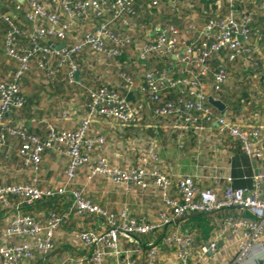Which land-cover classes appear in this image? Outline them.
Instances as JSON below:
<instances>
[{
    "label": "crops",
    "instance_id": "obj_1",
    "mask_svg": "<svg viewBox=\"0 0 264 264\" xmlns=\"http://www.w3.org/2000/svg\"><path fill=\"white\" fill-rule=\"evenodd\" d=\"M4 1L6 4H11L10 14L22 12L20 15H23V9L28 6L25 0ZM141 1L145 6L135 17L128 16L130 25L123 28L128 31L132 40L124 56L130 73L127 76L129 80L123 81L118 70L112 71L108 67L106 69L104 64H100L101 71L98 69L97 73L89 76V80L86 78L83 80L85 75L80 71L75 74V82L85 81L90 86L103 84L116 90L127 99L136 115L134 125L129 127L97 118L92 123L91 135L101 134L105 138V143L96 146L91 153L92 158L95 161L104 159L109 166L123 171L144 167L149 170L158 169L174 180L183 176H192L200 189H214L220 194L227 186L228 179L232 180L231 184L235 188L247 190H253L256 182L259 181L262 184L261 197L264 200V158H251L239 143L234 144L233 140L227 141V135L220 133L214 124L207 121H201L199 129H181L180 122L175 116L158 115L155 106L143 92L145 77L153 71L160 74L167 73L173 77L180 76L172 56L164 62V65L153 58V54L148 59H141L144 46L151 38L150 32L156 28L169 27L168 23H176L185 40L188 43L195 42L197 35L191 34L189 26L204 27L210 19L225 14L232 0H160L159 7H152L144 0ZM234 1L237 3L240 18L247 14H251L253 18V41L258 51L250 58H240L235 62L224 61L223 65L229 72L227 86L218 98L213 97L210 83L205 85V92L208 94V101L213 97L225 106L223 111L213 107L218 111V115H225L230 122L242 127L264 126V9L262 8L264 0ZM39 2L48 7V10L62 15L64 21L69 20L60 2L54 5L47 0H38ZM20 18L22 24H30L24 16ZM97 23L95 13H91L88 19L74 21L67 42H77L87 33L94 31ZM116 27L118 28L119 25ZM6 34L7 26L5 23H0L1 81L11 80L19 68V64L8 59L6 54ZM52 44L62 45V42L54 39ZM19 45L22 48L26 46V40H20ZM103 57L102 59L106 61L107 58ZM89 58L91 57L86 54L85 61L80 63L81 68L91 62ZM22 89L27 106L5 116L7 127L12 122L15 128L27 127L32 134L46 140L48 125L51 124L59 130L74 131L79 128L81 120L89 115L88 100L67 98L65 91L46 89L42 83H39V79L33 81L31 75L25 80ZM3 146V150L0 148V186L25 184L51 190L61 186L69 191L68 194L72 198L70 206L74 209L71 192L80 194L85 200L116 216L127 212L132 218L155 224H162L164 216L170 218L168 224L153 234L137 236L138 243H129L127 239H120V248L139 250L132 255V264H147L148 243H161L164 238L182 229L183 224L180 223L182 220L173 217L160 189L150 180L145 188L133 183L116 184L104 175L89 180V173L85 168L78 171L74 181L68 182L65 171L69 162L57 150L53 148L45 150L41 168L36 171L32 164L20 156L19 139L13 137ZM154 157L157 159L155 160ZM171 195L180 200L175 186L171 188ZM19 202L18 199L13 201L11 207L16 205L18 207L13 208H19ZM230 212H227L223 219L228 221L237 218L236 212ZM47 213L45 210L27 212H14L13 209L8 212L0 210V246L21 242L16 237L4 238L9 222L16 215L27 214L34 219H44ZM69 225L72 229H69ZM80 229L102 232L103 220L99 222L95 216L79 218L75 215L69 224H65L56 233V250L47 256L36 250L32 259L23 264H79L84 250L75 232ZM212 240L218 242L220 256L205 262L208 255L204 253V247ZM194 243V259H200L198 264H233L235 261L238 242L231 237L230 228L225 224L218 226V229L207 239H199L197 236L194 238ZM177 251L178 246L172 244L161 253L158 264H178ZM258 260L257 256H252L248 264H257ZM106 264L118 263L115 258L108 256ZM119 264H124L123 260Z\"/></svg>",
    "mask_w": 264,
    "mask_h": 264
},
{
    "label": "built area",
    "instance_id": "obj_2",
    "mask_svg": "<svg viewBox=\"0 0 264 264\" xmlns=\"http://www.w3.org/2000/svg\"><path fill=\"white\" fill-rule=\"evenodd\" d=\"M32 7V13L26 16L30 23L38 18L46 21L36 27L32 35L34 46L32 50H25L18 46V36L21 34L12 17L6 15L3 19L8 23L9 31L6 35V54L14 59L19 68L12 81L0 80V143L4 138L3 129L7 128L5 116L21 108L25 99L21 93V82L28 69L30 58L35 53L57 55L61 57L59 64L67 63L71 69L69 77L75 80L79 72L74 56L89 48L106 53L110 57H118L123 49L128 48L132 40L123 28L130 25L128 15H133L134 0H51L60 2L67 12L69 20L62 21L57 13L47 11L38 5L35 0H25ZM152 7H159L160 0H144ZM264 9V7H262ZM91 13L105 17L93 32L84 35L77 43H67L75 19H88ZM115 23H121L122 31L114 28ZM253 18L247 14L238 19V12L231 11L227 17L216 22H210L202 30L190 25L195 30L196 41L187 42L175 26L156 28L150 32L151 38L145 44L140 57L148 59L151 54H167L174 57L180 71L179 77L167 73H149L145 77L143 92L151 95V104L160 103L163 95L174 94L178 99L164 104L155 105V112L161 116H175L180 122L181 129H199L201 121H207L216 126L220 133H228L237 140L244 152L254 159L264 158V126L254 125L242 127L228 120L225 115L216 114L208 106V94L205 85L211 75V56L215 53H224V61L235 62L240 58H250L257 53V46L253 39ZM149 35V36H150ZM55 38L62 42L60 45L46 46L39 40ZM43 64V62H41ZM211 78V90L219 91L228 80V69L219 67ZM129 80V79H127ZM91 102L88 117L81 120L77 130H59L48 125V137L40 140L27 136L22 128L9 129L12 134H18L25 143L21 154L27 158L36 171L41 168L43 154L47 149H55L61 156L67 158L69 164L65 171L68 182L74 181L78 171L87 168L88 179L104 175L116 184H136L141 188L148 185V180L160 189L167 208L173 213L176 220L184 219L190 213L211 214L225 208H236L249 213L253 218H232L225 224L230 228V234L238 242V249L233 264H248L252 256L259 259L257 264H264V200L262 199V184L257 181L253 190L235 188L228 179V184L222 194L214 189H200L192 176H183L172 179L158 169L144 167L132 171H123L111 167L101 159L95 161L91 153L98 145L105 143L101 134L91 135L92 123L101 118L116 122L122 127L133 126L136 115L133 108L116 90L107 87L90 89ZM6 126V127H5ZM155 160L157 157H154ZM176 187L180 200L172 197L171 188ZM69 191L63 187L55 190L39 188L36 185L16 184L0 186V202L11 207L7 196L17 195L22 202L32 204L36 201L63 196ZM74 198L76 216L84 214L98 216L103 220L102 232H75L82 243L84 255L79 264H106L108 256L115 258L119 264H132V255L139 250H125L120 248V239H127L129 243H138L137 236H149L170 222L164 216L162 224H155L132 218L127 212L119 216L96 206L85 200L80 194L71 192ZM17 211L19 208H16ZM68 219V216H66ZM65 216L51 215L46 223L36 221L31 216L16 215L7 227L4 238H19L21 242L9 246H0V264H23L32 259L37 250L47 256L57 248L56 233L66 222ZM142 244V242H139ZM178 246L176 260L178 264H198L194 259V239L174 232L164 238L161 243L149 242L147 264H158L161 253L171 247ZM204 253L211 258L220 256V248L216 240L207 242ZM259 254H262L259 256Z\"/></svg>",
    "mask_w": 264,
    "mask_h": 264
},
{
    "label": "trees",
    "instance_id": "obj_3",
    "mask_svg": "<svg viewBox=\"0 0 264 264\" xmlns=\"http://www.w3.org/2000/svg\"><path fill=\"white\" fill-rule=\"evenodd\" d=\"M35 1L37 2L38 5L42 6L47 11H49V12L51 11L52 13L54 12L52 10H48L49 8L46 7L44 4H42L40 2L38 3V0H35ZM47 1L51 5H54V2H52L51 0H47ZM144 6H145V4L141 0H134L133 1V9H134L135 13L133 15H128V16L135 17L137 15V12H140V9H142ZM262 7H264V1L262 3ZM10 8H11L10 3L6 4L5 1L3 2V0H0V23H5V25L7 26V33H8L10 28L8 26V23L3 19V17L6 15L11 16L13 21L15 22V24L18 26L19 30L21 31V34L17 38L18 46L22 48V46L19 45V41L20 40H23V41L26 40L27 45L26 46L24 45L23 48L25 50H32L33 46H34V42L32 41V35L34 34L36 27L42 23L46 24V21L43 18H38L37 21L32 22V23L29 22L30 24L24 25V24H22L20 16H24L26 18L27 15L32 13L31 12L32 7L28 4V6H26L23 9V15H20V14H22V12H18V14H10ZM227 9L228 10L226 11L225 14L219 15L218 17H216L214 19H210L207 22V24H209L210 22L219 21L222 18L227 17L231 11H236V12L239 11L238 7H237V3L234 0H232V2H230ZM54 13H56V12H54ZM57 14L59 15L60 19L63 21L64 20L63 16L60 15L59 13H57ZM128 16H126L127 19H128ZM97 19H98V23H100L102 20L105 19V17L97 16ZM238 19H240L239 16H238ZM76 20H80V19H75L73 21H76ZM98 23H97V25H98ZM179 24H181V23H179ZM207 24H205V26ZM97 25H96V27H97ZM117 25H119L118 28L116 27ZM168 26H175L178 29L176 23H168ZM115 27L117 30L122 31L121 23H115L114 28ZM204 27L198 28V29L202 30ZM32 30H33V33L30 34V32H32ZM126 32L128 34V31H126ZM194 33H195V30H191V34L194 35ZM70 36H71V32L69 34V38H70ZM54 39L55 38L48 37V38H42L39 41L41 43L45 44L46 46H48L49 44L53 43ZM77 42H75V43H77ZM67 43L69 45L75 44V43H72V41L67 42ZM126 49L127 48L122 50L121 55L113 58V57L108 56L106 53L98 52V51L87 48V49L83 50L79 55H75L73 58H74V61L76 62V64L78 65L79 71L85 75L83 80H85V78L89 80V76H92L95 73H97L98 69L101 71L102 67H100V64H102L101 63L102 61H105L102 59V58H104L103 56H105L107 58L105 63H108L107 64L108 66L105 65L106 69H107V67H110L109 69H111L112 71L118 70V73H119L121 79L123 81H127V76L130 73H129V69L127 68V66L125 64V59H124V56H125L126 51H127ZM86 54L91 57V58H89L91 60V62L86 64L84 66V68H81L80 63L85 61L84 58L86 57ZM224 56H225L224 53H221V54L215 53L211 56V60H210V65L212 68L211 69V75H213L219 67L223 66ZM152 57L157 59L158 61H161L160 62L161 65H164V62L169 60L170 56L167 54H160V55L159 54H153ZM8 59L15 61L14 59H12L9 56H8ZM60 60H61L60 56L44 55L42 53H35L30 58L28 69L25 72V74L22 78V82H21V93L25 99V104L21 108L14 109V111L17 112L19 110H22L23 108L25 109V107L27 106V100L23 94L22 88H23V84H24L25 80H27V78L30 77V75H31V78L33 81L39 79V83H42V85L46 89L50 88V89L57 90L59 92L65 91L64 93L67 95V98L76 99V98H79L80 96L84 97L85 101L88 100L87 101L88 106L91 102V97H90V93H89L90 89H98V88H103V87H107V88L111 89V87L103 85V84L99 85V86H90V85L84 84V83H86L85 81L75 82L74 80H71L69 77V73L71 71L69 65L67 63H64L63 66H61L59 64ZM41 62H43V64H41ZM154 69H155V67H154ZM153 72L156 73L155 71H153ZM15 73L13 75V78L15 76ZM211 75H210V78H209L210 80H209L208 84L211 83V78L213 77ZM13 78L9 81H12ZM228 80H229V72H228ZM228 80H227V82H228ZM9 81H7V82H9ZM227 82L221 87V89L219 91L211 90L213 97L218 98L220 96V93H222L223 89L227 86ZM145 86L146 85H144V88H145ZM144 94L147 95L149 100L151 101V95L147 94L146 92H144ZM176 99H178V97H176V95L168 93V94L163 95L162 101L160 103H153V105L155 106L158 104H164V103H167L169 101H175ZM126 101H127V99H126ZM208 106L216 114L218 113V111L213 107L212 104L209 103V101H208ZM12 125H13V123L11 122L9 127L3 129L4 138L1 140L0 148H1V150H3V147H4L3 145H5L7 143V141L10 140L11 138L16 137L20 141L19 154L23 159H25V161H27V158L21 154L22 146L26 140L23 139L20 135L12 134L9 131V129H12V130L17 129ZM22 130L24 132H26L27 136H33V137L39 138L38 136H35L34 134H32L31 131L29 129H27V127L22 128ZM225 135H227L226 136L227 141L233 140L234 144L239 143L237 140L232 138L228 133H225ZM39 139L42 140L41 138H39ZM10 186H12V185H10ZM7 199L11 203H13V201H15L17 199L19 201H21L20 197H18L17 195H12V194L8 195ZM71 200H72L71 196L69 194H66L63 196H56L53 198L42 199V200L36 201L32 204H27L26 202H22L21 204H19L20 207H19L18 212L19 211L27 212L29 210H34V211L45 210L48 212L47 215L45 216V218L44 219L43 218L36 219V221L41 222V223H46V221L45 222H42V221L47 220L51 215L65 216V218H66V216H68V219L66 218V222L64 223V225H65V224H69L71 222V219L75 216V213H76V209H74L72 206H70ZM15 206H12L11 208L6 207L2 202H0V210L1 211H5V212L7 211L8 212V210L13 209L15 212V211H17L15 208H13ZM16 207H18V206H16ZM230 211H232L234 213L236 212L237 218L252 219V216H250L249 213L242 212L236 208H225L223 210H220L218 212H214L211 214L190 213L184 219H182V221L180 222L183 224V226H181L182 229L179 231V233L184 235V236H189L193 239L196 238L197 236L199 239H207L212 235L213 231L218 229V226L220 227L221 225L226 224L227 219H223V218L226 216V213L230 212ZM24 215L28 216L27 214H24ZM85 216H87V217L95 216L97 219L99 218L96 215H90V214H84L83 217L85 218ZM69 229H72V227H70V225H69ZM76 232H90V231L87 229H80V230H77Z\"/></svg>",
    "mask_w": 264,
    "mask_h": 264
},
{
    "label": "water",
    "instance_id": "obj_4",
    "mask_svg": "<svg viewBox=\"0 0 264 264\" xmlns=\"http://www.w3.org/2000/svg\"><path fill=\"white\" fill-rule=\"evenodd\" d=\"M63 47H64V45H60V46L56 47V49L59 50ZM209 103L212 104L214 107H216L219 111L224 110L225 106L220 101L215 100L213 97L209 98Z\"/></svg>",
    "mask_w": 264,
    "mask_h": 264
},
{
    "label": "rangeland",
    "instance_id": "obj_5",
    "mask_svg": "<svg viewBox=\"0 0 264 264\" xmlns=\"http://www.w3.org/2000/svg\"><path fill=\"white\" fill-rule=\"evenodd\" d=\"M83 30H84V28H83ZM101 63L104 64V65H106V66H108L107 65L108 63H104V62H101ZM108 68H110V67H108ZM84 84H86V83H84ZM78 99L84 100V97L80 96Z\"/></svg>",
    "mask_w": 264,
    "mask_h": 264
}]
</instances>
